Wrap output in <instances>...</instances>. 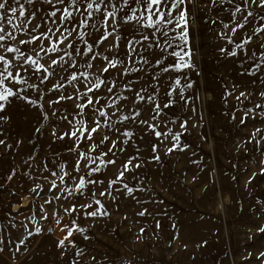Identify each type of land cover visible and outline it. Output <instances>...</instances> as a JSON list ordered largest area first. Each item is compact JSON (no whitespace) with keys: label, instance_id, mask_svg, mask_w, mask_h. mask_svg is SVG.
<instances>
[{"label":"rangeland","instance_id":"1","mask_svg":"<svg viewBox=\"0 0 264 264\" xmlns=\"http://www.w3.org/2000/svg\"><path fill=\"white\" fill-rule=\"evenodd\" d=\"M10 3L16 6L14 0ZM188 7L194 17L192 31L197 47V72L189 73L194 84L185 90L191 99L186 107L181 102L165 109L167 117L161 115L159 120L167 127L161 123L158 129L183 133L180 148L168 154L167 148L176 143L171 135L157 140L153 134L140 131L143 126L125 122L128 130H136L135 144L130 141L125 151L118 153L117 164L138 156L139 161L133 164L140 162L141 167L125 172L124 179L112 186L111 195L101 196L108 181L115 179L116 166L110 165L92 177L104 180L103 184L89 185L84 197L72 198L87 203L94 191L95 199L104 205L101 211L106 210L108 215L85 218L81 209L78 218L76 213L64 215L56 227L49 212V219L40 221L42 232L28 237V230L34 231L36 225L26 218L35 214L39 220L37 206L49 191L43 177L54 179L49 171L42 172L41 166L47 164L57 171L60 163L65 164L66 171L72 166L74 154L67 150L71 141L53 136V131L61 135L68 126L57 119L60 113L49 114L45 120L40 108L15 97L0 111V117H5L0 119V264H264V107H256L264 104L259 95L264 91V67L255 74L245 71L260 63L249 57L254 51L257 56L264 52L259 47L264 33L245 46L247 55L237 50V56H230L220 51L234 47L220 37V21L231 20L230 12L225 11L229 6L219 5V0L218 6H213L211 0H196L195 6ZM259 11L264 14V10ZM121 14L129 13L125 10ZM252 20L232 37L236 43L245 32L251 34ZM119 51L123 53V43ZM147 80L146 76L141 83ZM159 83L157 99L162 105L171 81L162 78ZM242 91L251 95L242 98L241 103L236 96ZM226 92L234 94L225 99ZM25 94L33 98L36 95L32 90L21 93ZM47 99L45 96L40 103L43 111L51 113ZM247 109L254 111L245 116ZM148 115L147 110L142 112L144 119ZM184 121L187 127L181 128ZM105 132L101 129V134ZM117 135L113 134L112 139ZM153 143L158 146L159 161L152 159ZM107 146L102 147L106 150ZM36 183L44 185L39 197L30 191ZM124 183L133 189L131 195L122 189ZM63 204L67 207L68 201ZM98 208L93 202L88 211ZM145 209V215H138ZM74 218L87 228L90 238L86 240L74 232L69 240L75 247L69 240L63 248L58 247V241L66 235L61 228L71 225ZM50 227L53 232L48 231Z\"/></svg>","mask_w":264,"mask_h":264},{"label":"snow or ice","instance_id":"2","mask_svg":"<svg viewBox=\"0 0 264 264\" xmlns=\"http://www.w3.org/2000/svg\"><path fill=\"white\" fill-rule=\"evenodd\" d=\"M14 3L16 6L10 0H0V111L11 97H15L40 108L45 120L49 114L57 116L60 113L57 119L66 121L68 130L61 135L53 131V136L61 141L67 137L71 141L67 150L74 154L72 166L67 171L64 163L58 165L59 171L50 170L47 164L41 166L42 172L49 171L54 179L43 177L49 191L37 206L39 220L35 214L26 218L36 225L34 231L28 230L30 237L42 232L40 221L48 220L49 212L56 227L60 226L64 215L76 213L78 218L81 209L85 218L108 215L106 210L101 211L104 205L95 199L94 191L88 196L87 203L74 202L72 198L84 197L89 185L103 184L104 180L92 177L110 165L116 166L115 179L108 181L101 196L111 195L112 186L124 179L125 172L141 167L140 162L133 164L134 160L139 161L138 156H130L117 164L118 153H123L130 141L135 144L136 130H128L125 122L143 126L139 130L153 134L157 140L171 135L176 143L167 148L168 154L180 148L183 133L158 130L164 123L159 117H167L164 110L181 102L186 107L191 99L185 95V90L194 84L189 73L197 72L194 62L197 47L192 31L194 17L188 6H195L196 0H14ZM211 4L218 6V0H211ZM225 4L229 6L225 11L230 12L231 20L229 23L220 21V37L234 47L231 51L227 48L220 51L237 56V50H240L247 55L245 46L253 42V37L264 33V23H261L264 14L259 11L264 10V0H219V5ZM125 10L129 14L122 15ZM250 18H253L251 34L245 32L236 43L232 37L245 29ZM121 43L122 54L119 51ZM259 47L264 49V42L259 43ZM249 59L260 63L246 69L248 74H255L264 67V52L257 56L254 51ZM174 73L181 75H171ZM146 76L148 80L141 83ZM162 78L171 83L165 92L167 99L161 105L157 97ZM261 83L264 84V77ZM28 90L36 93L34 98L21 95ZM233 94L226 92L225 99ZM250 95L242 91L236 99L242 103V98ZM259 95L264 98V91ZM45 96L51 113L43 111L40 103ZM256 107H264V104ZM145 110L149 113L148 119L142 117ZM253 111L245 110V116ZM168 122L175 123V120ZM243 122L244 118L241 119ZM117 124L122 127L117 128ZM186 127L187 122H182L181 128ZM101 129L106 132L101 134ZM113 134H118L116 139H112ZM96 136H99L98 140L94 139ZM106 143L105 150L102 146ZM157 147L155 143L151 145L155 161L160 160ZM136 151H140L138 146ZM122 189L128 195L133 193L127 183ZM30 191L39 197L44 185L36 183ZM53 192L56 194L50 195ZM57 201L61 203L57 204ZM63 201H68L67 207ZM93 202L99 208L89 212ZM45 205L51 207L45 208ZM146 211L138 215L143 216ZM23 227L27 229V224ZM48 231L53 232L54 228L50 227ZM61 231H66L64 238L58 241L57 246L61 248L74 232L86 240L90 238L86 235L87 228L78 225L76 218L72 219L71 225L65 224ZM69 243L75 247L72 241Z\"/></svg>","mask_w":264,"mask_h":264}]
</instances>
